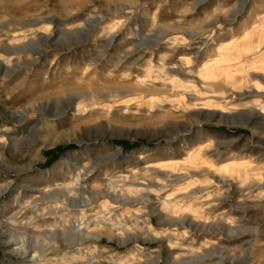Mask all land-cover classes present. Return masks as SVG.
Wrapping results in <instances>:
<instances>
[{"label": "rangeland", "instance_id": "1", "mask_svg": "<svg viewBox=\"0 0 264 264\" xmlns=\"http://www.w3.org/2000/svg\"><path fill=\"white\" fill-rule=\"evenodd\" d=\"M0 264H264V0H0Z\"/></svg>", "mask_w": 264, "mask_h": 264}, {"label": "bare ground", "instance_id": "2", "mask_svg": "<svg viewBox=\"0 0 264 264\" xmlns=\"http://www.w3.org/2000/svg\"><path fill=\"white\" fill-rule=\"evenodd\" d=\"M78 187H76V186H66V187H64V191H65V194L66 195H68V196H74V195H76L77 193L76 192H78L79 191V189H81V188H79V186H80V182H78ZM83 189H85V192H90L91 194H96V192H95V188H91V187H89L88 186V184H84L83 185V187H82ZM86 190H89V191H86ZM97 191V190H96ZM63 192V191H62ZM109 192L111 193V189H109ZM112 192H115V191H112ZM111 194H113V193H111ZM110 194V195H111ZM95 196V195H94ZM119 197V196H118ZM117 197V198H118ZM80 254V253H79Z\"/></svg>", "mask_w": 264, "mask_h": 264}]
</instances>
